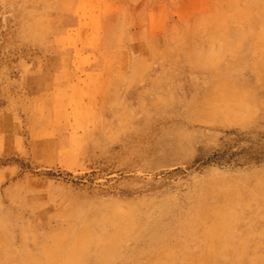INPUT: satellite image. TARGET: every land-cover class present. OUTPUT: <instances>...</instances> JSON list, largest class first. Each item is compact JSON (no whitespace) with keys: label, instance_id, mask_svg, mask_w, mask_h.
Listing matches in <instances>:
<instances>
[{"label":"rangeland","instance_id":"1","mask_svg":"<svg viewBox=\"0 0 264 264\" xmlns=\"http://www.w3.org/2000/svg\"><path fill=\"white\" fill-rule=\"evenodd\" d=\"M219 172L264 174V0H0V264H264Z\"/></svg>","mask_w":264,"mask_h":264},{"label":"bare ground","instance_id":"2","mask_svg":"<svg viewBox=\"0 0 264 264\" xmlns=\"http://www.w3.org/2000/svg\"><path fill=\"white\" fill-rule=\"evenodd\" d=\"M220 176V178L217 179H202L199 180L201 184V188L198 191V194L195 196L193 200V209L196 211H200V206L199 204L201 203H209V200L212 198H222L226 197L227 198V203L225 204V207L223 211L225 210L226 212H231V211H237L239 206H242L244 204V199H243V192H241V189H249L250 194L254 196L261 194L262 196L264 195V174L256 173V174H247V173H238V174H221L215 173L213 176ZM231 175H235V182L236 184H228L226 185V181L229 179ZM238 194V195H237ZM237 195L238 197H235ZM258 200V199H257ZM202 207H204V204H201ZM210 206V205H209ZM207 209L201 210V211H206ZM236 213V212H235ZM200 217V213H199ZM200 218H191L187 217L183 221H181L180 226L182 228L185 227H191L194 228L197 221H199ZM207 227V222H203L201 225V228ZM192 232V235L197 236V239L194 241H184L182 242L183 246L186 248H191V247H199L202 245L203 242H206L209 233L211 231H203L199 232ZM165 241L162 242V244ZM160 256V254H159Z\"/></svg>","mask_w":264,"mask_h":264}]
</instances>
